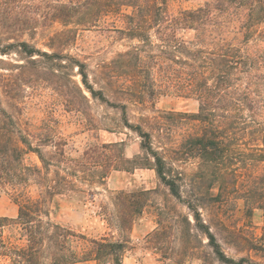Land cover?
<instances>
[{
	"label": "trees",
	"instance_id": "16d2710c",
	"mask_svg": "<svg viewBox=\"0 0 264 264\" xmlns=\"http://www.w3.org/2000/svg\"><path fill=\"white\" fill-rule=\"evenodd\" d=\"M170 1L0 0V54L14 51L24 60L15 74L0 72L2 92L16 100L24 86L41 79L65 97L72 110L78 111L89 107L88 92L92 99L119 111L123 124L141 138L142 150L141 155L129 158L120 142L104 143L86 150L82 159L74 161L66 156L65 140L52 128L33 131L23 126L3 106L0 97V186L12 190L19 207L16 218L0 219V228L16 225L24 239L21 245L8 244L0 231L4 249L1 254L8 256L10 264H76L80 257L98 264H125L124 256L130 247L127 233L148 204L150 190L117 194L118 228L123 239H89L56 223L51 219V204L57 196L85 192L74 179L79 172L89 173V178L83 179L90 184L104 181L111 169L137 168L154 169L170 193L186 203L194 222L189 216L185 220L205 235L218 261L264 264V226L259 241L242 236L236 239L242 249L257 251L263 260L256 262L246 256L236 259L223 250L198 208L203 193L199 186H205L211 202H222L237 190L240 165L245 169L252 167L254 157L264 161V47L252 48L251 44L264 40L257 33L258 26L264 24V0H205L196 8L176 13L170 11ZM108 17L121 21L122 26H115V30L138 43L102 66L98 77L105 88L97 89L86 62L66 52L77 39L76 28L69 25L95 26ZM54 23L66 28L51 30ZM40 28L47 36L50 51L23 38L26 34L36 37ZM186 31H193L194 36L185 38ZM67 66L77 69L81 84L64 70ZM163 71L165 79H159ZM163 86L195 97L198 111L141 116L139 122H132L127 101L142 103L146 98L153 99L163 93ZM105 90L116 99L111 100ZM189 124L198 129L189 130ZM184 127L186 132L177 145H155L158 138L171 143L173 134ZM242 145H248L247 154L253 162L238 156ZM47 146L56 150L49 154L44 150ZM30 152L38 155L40 164H25ZM189 158L199 160L192 177V185L198 189V205L186 201L180 182L184 172L175 163ZM33 184L36 197L29 194ZM248 202L250 198L247 205ZM259 208L264 210V204ZM252 214L253 207L249 205L247 215ZM164 234V230L155 231L151 242L165 258H170L163 244ZM81 240L89 244L79 256L77 243ZM209 257L207 251L198 255L204 262Z\"/></svg>",
	"mask_w": 264,
	"mask_h": 264
},
{
	"label": "rangeland",
	"instance_id": "374dc122",
	"mask_svg": "<svg viewBox=\"0 0 264 264\" xmlns=\"http://www.w3.org/2000/svg\"><path fill=\"white\" fill-rule=\"evenodd\" d=\"M49 2L68 0H46ZM205 0H171L170 11L176 13L181 9L196 8ZM121 27L122 22L113 17L104 18L95 26H84L79 23L69 25L76 28L77 39L67 49L73 56L86 62L90 80L97 89L105 88L104 82L99 79L100 69L114 60L120 52L132 48L138 43L115 30ZM51 30L66 28L59 23H54ZM257 33L264 36V24L258 26ZM185 38L191 39L193 31L183 33ZM25 39L36 44L39 48L50 51L47 46V36L40 28L34 38L27 34ZM264 38V37H262ZM13 40H11L12 42ZM8 42V41H4ZM252 48L264 47V40L257 43L252 41ZM24 63L22 56L16 52L0 54V72L15 74L18 72V64ZM67 72L72 74L73 79L81 84L77 69L68 67ZM165 71L157 76L165 79ZM160 82V80H159ZM166 84V80L164 81ZM164 89L153 99L146 98L142 103L132 100L127 101L128 113L132 122H139L141 116H154L168 112H197L199 102L193 96L183 94L179 90ZM106 94L111 100L115 96L108 90ZM90 98V105L81 111L71 109L66 98L59 94L53 87L41 79L34 80L31 84L24 86L18 99L6 96L0 88V97L3 106L12 113L23 126L33 131L41 127H50L53 133L65 140L66 156L74 161L80 160L84 152L94 146L104 143L120 142L127 157L133 158L141 155V138L139 135L126 127L121 119L119 111L108 106L97 99ZM126 102V101H125ZM189 130L198 129L195 125H186ZM185 127L173 134L171 143L167 139L155 140L157 147L169 148L180 143ZM161 141V143L159 142ZM49 154L53 153L54 146L44 147ZM242 160H251L252 167L244 168L240 165L237 190L233 191L222 202H211L210 194L206 193L205 186H199L203 191L202 201L198 208L202 217L217 235L223 250L228 256L240 258L251 257L256 262L263 259L257 251L242 249L237 245L238 236L259 241L264 226V210L259 208L264 204V161L248 156L250 150L248 145L238 147ZM248 156V157H247ZM252 157V156H250ZM249 158V159H248ZM73 161V162H74ZM25 164H40L36 153L30 152L25 156ZM176 166L184 172L182 180L183 195L187 200H195L198 193L197 187L192 184V177L199 167V160L189 158L185 161H176ZM254 165V166H253ZM74 177L78 186L85 189L84 193L73 192L69 195H60L51 204V219L63 226L73 229L77 233L84 234L87 238H110L123 239L124 236L118 228V209L116 196L121 191L138 194L144 190H150L147 195L148 204L143 212L136 217L132 228L128 231L130 247L125 253V264H165L166 262H181L182 264H224L218 261L211 253L205 235L189 225L185 220L189 216L193 221L190 209L186 203L175 198L167 186L160 182L156 172L152 168H137L132 171L111 169L104 181L87 183L83 178H89V173H77ZM79 177H82L79 179ZM250 189V190H249ZM7 187L0 186V219H14L18 215V204ZM32 197L37 196L36 185H32L29 193ZM203 198H206L203 200ZM250 202L247 205V199ZM207 202L203 204V202ZM199 202V201H198ZM253 207L252 216L247 215L248 206ZM193 228V229H191ZM165 231L163 244L168 248L170 258H165L163 253L151 242L155 231ZM3 240L6 243L21 245L24 239L16 225L7 224L0 228ZM240 240L244 241L243 238ZM7 244V245H8ZM89 242L81 240L77 243L79 256H82ZM171 248V249H170ZM3 247L0 243V264H10L8 256L1 254ZM210 254L208 262L198 258L201 252ZM76 264H98L93 259L85 260L80 257Z\"/></svg>",
	"mask_w": 264,
	"mask_h": 264
}]
</instances>
